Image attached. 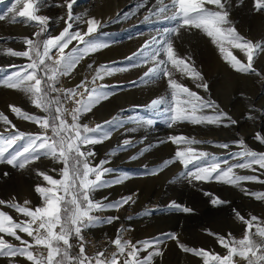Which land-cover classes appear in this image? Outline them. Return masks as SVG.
Returning a JSON list of instances; mask_svg holds the SVG:
<instances>
[{"label":"snow or ice","instance_id":"snow-or-ice-1","mask_svg":"<svg viewBox=\"0 0 264 264\" xmlns=\"http://www.w3.org/2000/svg\"><path fill=\"white\" fill-rule=\"evenodd\" d=\"M76 2L63 0L55 5L66 8V18L59 17L65 26L58 35L49 32L51 18L39 14L45 6V0H14L10 7L0 13V21L7 19L12 24H32L37 29L31 38H22L25 50L0 49V54L27 58L29 61L26 65H10L15 70L0 79V86L22 92L35 108L45 113L43 116L34 115L19 106L9 105L11 113L18 119L32 122L40 129L37 133H31L21 131L8 115L0 111V123L4 125L3 131H0V164L24 170L43 157L62 165L59 179L39 168L35 170L37 177L46 182L34 187L35 193L41 198L39 206L31 207V201L27 199L23 203L15 197L7 201L0 199V206L13 209L25 218L16 220L7 211L0 209V234H3L0 235V257L9 258V264H17V257L24 258L30 264H153L154 257L163 255L160 246L166 240H176L185 253L202 258L203 264H264V220L256 215L245 218L237 210H234L235 217L244 225L241 238L234 237L232 233L227 236L211 231L208 233L225 250L223 255L189 247L181 243L175 233H164L134 243L124 238V232L128 231L124 228L111 240L115 248L111 254L106 255L105 250L97 251L92 256L86 253V242L82 234L84 230L119 220L118 216L102 218L95 213L119 211L125 205L135 203L134 194L110 203L93 199L94 192L121 184L130 176L124 173L115 179H106V174L113 171L105 167L109 160L93 164L95 151L91 146L111 139L113 132L122 128L126 122L136 125L131 131L152 127L156 125L157 118H162L169 128L183 123L225 128L237 124L215 100L206 99L175 78L176 73H180L181 78L194 80L196 88L209 91V84L195 67L192 58L182 57L174 47V39L180 36L181 30H199L210 38L222 60L232 70L262 79L264 76L254 66V60L264 54V41L254 42L237 30L231 19L230 0H170L167 3L165 0H157L156 5L144 16V21L149 22L155 18L170 26L158 29L137 52L125 58L127 63L123 67L102 64L93 69V64L89 63L88 70L94 71L91 80L85 77L75 87H58L61 77L70 76L82 60L110 46L102 38L103 34H100V30L106 26L105 22L95 17L74 15L73 6ZM239 3L243 4L244 0H239ZM140 7H143V3L137 5V8ZM253 8L258 13L264 12V0H253ZM77 24H85L86 30H73ZM73 42L75 45L66 52ZM232 49H239L246 56V62L234 55ZM145 65L150 66L140 78L139 84L166 79L168 88L165 95L152 99L144 106L150 116L137 114L125 120L117 115L95 126L80 122L83 115L116 94L114 88L98 81ZM68 104L74 106L68 108ZM248 119L254 120L255 117L249 115ZM254 139L264 144V135L260 132L255 133ZM167 142L177 146L174 156L157 168L147 169L145 166L144 175H157L169 165L179 162L184 169L179 176L190 184L215 181L240 188L245 195L264 202V192H251L242 187L243 182L264 184V179L260 175H241L235 171L247 169L264 174V152L252 150L243 138L233 142L241 149L231 153L232 161L235 162L193 147L211 144L212 141L180 134L170 135L158 143ZM132 143L125 139L118 149L126 150ZM216 147L228 149L230 144L217 143ZM147 150L143 149L139 155ZM132 159H137V156ZM52 171L57 169L53 168ZM7 175L4 173V176ZM204 194L212 196L208 192ZM210 202L214 206L228 203L219 197H213ZM168 207L183 213L193 212L192 208L175 201ZM150 214V211L144 213ZM19 233L26 234L31 240L24 239ZM5 235L19 241V244L9 242ZM73 239L77 241L76 247L79 249L75 255L72 253ZM141 252H147V255L141 256Z\"/></svg>","mask_w":264,"mask_h":264},{"label":"rangeland","instance_id":"rangeland-1","mask_svg":"<svg viewBox=\"0 0 264 264\" xmlns=\"http://www.w3.org/2000/svg\"><path fill=\"white\" fill-rule=\"evenodd\" d=\"M94 1L96 2V0H77L76 5L78 6H73L74 15L84 18L92 15V9L96 4ZM125 1L128 0H116L110 6L108 4L105 9H103L104 5H101L98 12L102 18L109 16L112 12L115 13L118 5L120 7L116 15L111 18V21L106 23V26L100 30V34H103L102 38L108 41L110 46L86 57L85 61L82 60L85 63L84 66L97 60L100 61L98 62L100 66V64H106L104 60L114 57L115 59L112 60L114 66L123 67L127 63L125 58L137 52L158 29L170 26L166 22L158 21L155 18H152L149 22L144 21V16L148 14L150 8L156 5L157 0H132V3L121 7ZM62 2L63 0H45V6L41 8L39 13L51 18L48 28L52 35H58L65 26L64 21L60 20L59 17L64 16L66 18V8L55 6ZM165 2H170V0H165ZM141 3H143V7L137 8V5ZM230 3L231 19L237 30L254 42L264 41V12L258 13L254 10L253 0H244L243 4H240L239 0H230ZM1 7L0 13H3L10 7V4ZM80 7H82V11L77 10ZM83 10L88 11V13L85 14V11L83 13ZM4 22L0 23V32L9 30L14 33L16 30L18 32V29H26L27 25H32L15 23L19 28H8L7 30ZM33 28L35 27L33 26ZM76 29L85 30L83 24L75 25L73 30ZM35 30L37 29L35 28ZM17 40L21 41L10 48L18 50L24 44L22 38ZM74 45L75 42L67 50L69 51ZM174 47L182 57L190 56L192 58L195 67L209 84V91L204 92L202 88H196L194 80L187 77L181 78L180 73H176L175 78L206 99L215 100L221 109L237 121V124L225 128L223 126L183 123L169 128L162 118H157L156 125L131 131L136 125L126 122L122 128L113 132L111 139L91 146L95 151L92 163L98 164L101 160H109L105 167L113 171L106 174V179L112 180L124 173H128L130 178L121 184L94 192L93 199L110 203L119 200L121 197L134 194L135 203L125 205L119 211L105 210L95 214L102 218L117 216L116 212L125 214L126 218L118 216L117 229H128L129 237L127 236V239L132 240L134 243L145 239H153L164 233H175L179 241L189 247L203 248L223 255L225 250L218 244L214 236L208 234L209 231L225 236L232 233L234 237L241 238L244 233V225L236 219L234 210L239 211L245 218L256 215L264 220V202L245 195L240 188L215 181L190 184L187 180L180 178L179 174L184 169L179 162L169 165L157 175H144L143 173L146 171L145 166H147V169L157 168L165 160L174 156L177 149L176 145L171 142L158 143L161 140H166L170 135L182 134L195 137L197 140L212 141L211 144L204 143L193 145V147L199 151L208 152L230 161H232L231 153L241 150L233 142L241 138L252 150L264 152V144L261 146L253 144L248 138L249 132L257 129V132L264 135V79L255 75L236 73L232 70L222 60L210 38L199 30H193L192 32L181 30L180 36L174 39ZM232 51L239 59L246 62V56L239 49H232ZM12 58L0 54V79L5 74L2 69L8 70L11 68L10 65L25 64L23 58ZM112 62L109 63L112 64ZM149 66L145 65L118 72L105 77L103 81H98L114 88L116 94L93 108L92 113H86L88 122H90V118L94 117L97 118V123H102L117 115L125 120L137 114L150 116L151 114L145 110L144 106L148 105L152 99L165 95L168 88L166 79L149 84H139L140 78ZM254 66L264 76V54L255 58ZM88 71V68H85L84 74H87ZM57 86L71 88L75 87V84L72 83L69 76H65L61 77L60 84ZM9 105L12 104L7 99L6 90L0 86V111L8 115L9 119L21 131L29 132L27 126L16 122L15 115L9 111ZM110 112L114 113L111 115ZM249 115L254 116L255 119H248ZM68 119L71 122L70 117ZM80 122L85 123L83 118ZM89 126H95V124L89 123ZM3 128L4 125L0 123V131H3ZM125 139L131 140L133 142L132 146L126 150H119L118 146ZM217 143H229L230 147L222 149L216 147ZM145 148H148V150L144 151L143 155H139ZM114 149L116 151H113ZM133 156H137V159L133 160ZM37 168L36 163L24 170L0 164V199L7 201L15 197L20 203L27 199L31 201V207L39 206L41 198L35 193L34 187L37 184L46 182L37 177L35 171ZM235 171L241 175H260L261 179H264V174L261 171L256 173L247 169H237ZM4 173H8V175L4 176ZM242 187L251 192H264V184L256 182H243ZM205 192L211 193L212 196H206ZM213 197H219L228 201V203L214 206L210 202ZM173 201L192 208L193 212L183 213L169 209L168 206ZM149 203L153 206L152 210H148L151 214L144 215ZM0 209L7 211L16 220L24 219L15 210L6 206H0ZM128 217H132V219L129 220ZM109 225L98 224L84 230L82 233L86 242V253L89 256L102 250L106 251V255L115 251L114 246L110 243L115 238L113 232L109 229ZM19 234L26 239L22 233ZM5 239L13 244H19V241L14 240L12 237L5 235ZM72 243L74 245L72 253L75 255L79 251L76 247L77 241L73 239ZM160 247L163 255L154 257L153 264H203L202 258L191 253H185L178 246L176 240H166ZM146 255L147 252H141V256ZM15 260L17 264H30L22 257H17ZM0 264H9V258L0 257Z\"/></svg>","mask_w":264,"mask_h":264},{"label":"bare ground","instance_id":"bare-ground-1","mask_svg":"<svg viewBox=\"0 0 264 264\" xmlns=\"http://www.w3.org/2000/svg\"><path fill=\"white\" fill-rule=\"evenodd\" d=\"M103 1V3H102ZM12 2H14V0H0V7L2 5H9L11 4ZM113 2H116V0H96V2L94 1L95 6L94 8L92 9V12L93 14L92 15H88L86 16L85 18H90V17H95L103 22L108 23L109 21H111V18L114 17L116 15V12L119 10V5L118 7H116V10H115V13L112 12L109 16H106V17H101L100 16V13L98 12L100 9H101V5L103 4L104 7L103 9H105L108 6H110L111 3ZM129 3H132V0H128V1H125L124 3H122L121 7L122 6H125ZM91 5V4H90ZM106 5V6H105ZM78 6L75 4V7ZM2 8V7H1ZM125 9V8H124ZM77 10L79 11H82V7L78 8ZM85 10H83V13H84ZM88 13V11H85V14ZM4 21H0V23H3ZM5 26L7 27V30L8 28L10 29H15V28H19L18 25H15V24H12V23H9V21L6 19L5 20ZM1 28V27H0ZM87 26L85 24H83V29L86 30ZM19 31L17 32H10L9 30L8 31H3V32H0V49H5V48H10L12 47V45H15V43H18L20 42L19 38H24V37H29L31 38L33 33L36 31L35 28H33V26H29L27 25L26 29H18ZM15 48V47H14ZM26 49V45L22 44L20 46V48H18L19 51H23ZM68 50L66 49V52ZM14 58V57H13ZM12 58V59H13ZM17 58V57H16ZM115 58L112 57V58H108L106 60H104L106 62V64H108L109 62H112V60H114ZM18 60V59H17ZM24 60V65H26L27 63H29L28 59L27 58H23ZM85 61V60H84ZM84 61H81V63L78 65L77 69H75L73 71V73L69 76V78L72 80V83L75 84V86L80 83L81 80H83L85 77H87L89 80H91V77L92 75L94 74V71H88L87 74H84V71H85V68L87 69V66H84ZM98 62H100L99 60H97L96 62L92 61L91 63L93 64V69L99 67L98 65ZM15 63V62H14ZM110 64V63H109ZM113 64V62H112ZM101 65V64H100ZM9 68V67H8ZM15 69L14 68H10L8 70H3L2 71H5V75H8L10 74L12 71H14ZM109 80V79H108ZM111 81V80H109ZM107 81V82H109ZM69 82V81H68ZM99 83V82H98ZM4 89L6 90V94H7V99L9 100V102L12 104V105H16V106H19L21 107L23 110L29 112L30 114H34V115H39V116H43L45 115V113H43L42 111H40L39 109L35 108V106L30 102V100L28 99V97L23 94L22 92L20 91H17V90H13V89H8V88H5ZM72 104H68V107H71ZM124 108V107H122ZM96 110V109H95ZM10 111V110H9ZM92 113V112H91ZM111 113V112H110ZM114 113V112H113ZM111 113V115L113 114ZM15 115V114H14ZM92 115V114H91ZM13 117V116H12ZM15 117V120L18 124L20 125H24V126H27L29 130V132L31 133H37L40 131V129L38 128V126L32 122H29V121H24L22 119H18L16 116ZM94 117V116H93ZM83 121H85V123L87 124H96L98 120H96L97 118H90V122H88V119L86 117V114L83 115ZM110 120V119H109ZM258 131L257 130H253L251 132H249V136L248 138L251 140V142L253 144H256V145H262L259 141L255 140L254 139V136H255V133ZM36 166L42 170V171H46L48 172L50 175H53L55 178L59 179V169L60 167H62L61 164H57L55 162H53L52 160H49V159H46V158H41L40 161L36 162ZM55 168L57 169V171L53 172L52 169ZM40 204H41V201H40ZM39 204V205H40ZM153 209V206L150 205V203L147 205L146 207V210H152ZM117 216L121 217V218H126V215L123 214V213H119V212H116ZM25 219V218H24ZM117 225H118V221H114L113 223H111L109 225V229L113 232V237L115 238L117 233H118V229H117ZM127 227V226H126ZM121 229V228H120ZM111 232V233H112ZM23 236L27 239V240H31V238L27 237L26 234L22 233ZM129 235V231H126L124 232V238L127 239V236ZM129 237V236H128Z\"/></svg>","mask_w":264,"mask_h":264}]
</instances>
